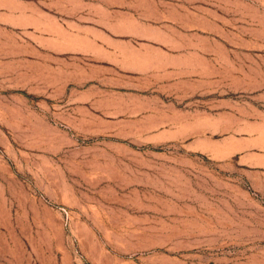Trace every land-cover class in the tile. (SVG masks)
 <instances>
[{
    "label": "rangeland",
    "instance_id": "1",
    "mask_svg": "<svg viewBox=\"0 0 264 264\" xmlns=\"http://www.w3.org/2000/svg\"><path fill=\"white\" fill-rule=\"evenodd\" d=\"M0 264H264V0H0Z\"/></svg>",
    "mask_w": 264,
    "mask_h": 264
}]
</instances>
